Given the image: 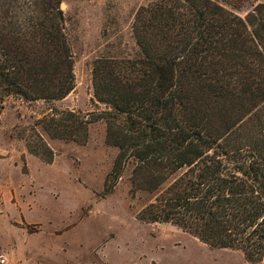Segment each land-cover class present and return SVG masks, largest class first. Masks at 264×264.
Instances as JSON below:
<instances>
[{"label": "trees", "instance_id": "trees-1", "mask_svg": "<svg viewBox=\"0 0 264 264\" xmlns=\"http://www.w3.org/2000/svg\"><path fill=\"white\" fill-rule=\"evenodd\" d=\"M63 0H0V111L10 98L60 100L76 86ZM140 54L94 63L90 116L53 109L52 137L86 143L107 124L119 149L106 193L132 166L137 217L171 223L264 264V4L245 17L215 0H156L138 10ZM35 129V128H34ZM31 153L52 162L38 130Z\"/></svg>", "mask_w": 264, "mask_h": 264}, {"label": "rangeland", "instance_id": "rangeland-1", "mask_svg": "<svg viewBox=\"0 0 264 264\" xmlns=\"http://www.w3.org/2000/svg\"><path fill=\"white\" fill-rule=\"evenodd\" d=\"M153 1L63 0L75 88L60 100L10 98L0 111V264H258L171 223L139 220L150 195L133 196L132 166L110 177L115 187L106 193L119 149L107 143L105 120L90 125L86 143L52 137L38 124L53 109L85 116L107 109L95 97L94 63L140 54L133 24ZM215 1L243 17L264 4ZM36 129L54 152L52 162L28 148Z\"/></svg>", "mask_w": 264, "mask_h": 264}, {"label": "built area", "instance_id": "built-area-1", "mask_svg": "<svg viewBox=\"0 0 264 264\" xmlns=\"http://www.w3.org/2000/svg\"><path fill=\"white\" fill-rule=\"evenodd\" d=\"M1 262H2V263H5V262H6V259H2Z\"/></svg>", "mask_w": 264, "mask_h": 264}, {"label": "water", "instance_id": "water-1", "mask_svg": "<svg viewBox=\"0 0 264 264\" xmlns=\"http://www.w3.org/2000/svg\"><path fill=\"white\" fill-rule=\"evenodd\" d=\"M62 6L64 7V6H65V4H62ZM162 224H166V222H162Z\"/></svg>", "mask_w": 264, "mask_h": 264}]
</instances>
